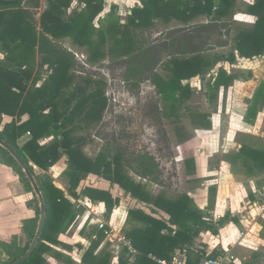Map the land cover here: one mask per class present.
<instances>
[{
  "label": "trees",
  "instance_id": "trees-1",
  "mask_svg": "<svg viewBox=\"0 0 264 264\" xmlns=\"http://www.w3.org/2000/svg\"><path fill=\"white\" fill-rule=\"evenodd\" d=\"M33 5L37 7L38 1L0 0V138L27 164L46 206L45 222L36 248L20 264H48L45 254L64 264H77L54 248H73L58 238L70 228L79 212L67 196L79 198L82 195L92 203H103L107 219L119 203L109 190L85 186L77 191L88 174L118 185L139 204V207L127 210L122 230L136 254L130 261L132 255L122 246L117 264H156L153 257L169 259L175 249L183 247L189 248L187 264H196L207 254L204 249L194 251L195 239L203 231L217 234L219 226L229 216L210 222L186 193L170 197L164 191L153 193L148 190L141 180L161 185L158 164L149 153H138L127 159L122 150L113 149L109 143L94 157L83 152L84 137L75 132L100 120L107 98L102 80L85 76L76 82L75 58L63 45V40L68 39L73 46L81 48L89 63L105 57L124 58L127 61L124 79L133 86L148 73L156 94L170 109V114L175 115L177 106H183L193 94L190 84L183 80L206 76L224 57L209 54L208 48L201 46L193 51L183 47L179 55L168 56L164 63L167 72L163 76L153 68L152 47L145 46L144 31L157 21L175 20L188 25L194 18L203 16L207 22L196 25L195 31L208 35L231 26L233 48L238 55L245 58L260 56L264 53V0H251L246 4L245 13L256 18L247 27L233 21L236 0H139L124 20L117 14L115 4L99 17L105 8V0H45L38 21L31 11ZM231 82L223 68H219L214 77L210 76L207 86L209 90L217 91ZM261 92L260 85L247 115H255L256 98L262 95ZM2 114L11 120L3 122ZM23 115H27L24 120L21 119ZM192 124L195 128L209 129V114L197 113L192 117ZM26 133L30 137L19 145L18 139ZM43 138L49 141L40 143ZM235 155L264 168V149L243 146ZM61 158L65 163L63 175L69 184L67 193L55 186L45 173L35 174L32 166L48 171ZM0 162L11 167L25 190L32 192L36 214L34 219L23 224L28 237L24 246H17L15 242L2 244V251L7 256L2 264H10L27 250L39 218V206L24 172L1 146ZM193 162L192 158L185 159L187 173L194 171ZM213 198L209 188L207 209L213 204ZM79 234L87 241L86 244H75L80 264H112L113 255L106 246L96 252L106 236L104 229L97 224H88L79 230ZM212 253L218 254V251L215 249Z\"/></svg>",
  "mask_w": 264,
  "mask_h": 264
},
{
  "label": "crops",
  "instance_id": "crops-1",
  "mask_svg": "<svg viewBox=\"0 0 264 264\" xmlns=\"http://www.w3.org/2000/svg\"><path fill=\"white\" fill-rule=\"evenodd\" d=\"M122 1L130 4L136 0ZM138 3L139 0L131 8ZM249 3L251 0H236L237 10L233 15V21L239 26L247 27L255 22L256 18L244 11L246 4ZM112 4L117 6L119 2L115 0V3L113 1ZM204 19L206 22L207 19L205 17ZM229 29L231 26L225 28L224 53L216 51V53H211L222 55L224 59L218 61L206 76L196 77L204 82L205 88H207L210 76L214 77L218 69L223 68L232 82L227 87L220 86L217 91L212 90L217 92L218 98L217 96L212 98L215 101V107H217L213 108L210 113L208 112L210 128L203 129L193 126L195 136L187 143L189 144L197 138L199 149L185 155L184 163L187 158L193 159L194 171L192 173L185 172L187 187L178 194L186 193L191 197L195 205L205 212V218L210 222L215 223L225 215L229 216L228 220L219 226L217 234L213 235L209 231L201 232L193 243V249H204L210 252L216 249L218 254L212 253L215 255L228 253L232 259L231 264H264V168L252 160L235 155L243 146L253 150L264 149V53L252 58L239 56L233 48V29ZM64 41H68L70 45L69 47L64 44L68 50L74 49L71 48L73 45L68 39H64L63 43ZM196 77L183 80V83L188 82L191 85L190 81ZM260 85L262 86V95L256 98L255 115H247L248 107L252 104L255 91ZM191 90L193 94L200 92V89H195L192 86ZM26 117L27 115H23L21 119L24 120ZM2 119L3 122L11 120L4 114H2ZM29 137V133L24 134L18 139V144H23ZM48 141L49 139L43 138L39 142L46 143ZM32 166L35 174L45 173L55 186L67 193L68 181L63 175L65 169L63 158L51 166L48 171ZM141 181L144 184L146 182L145 179ZM153 185L159 184L153 183ZM85 186L109 190L114 198L119 199V203L113 208L111 218L107 219L103 203H92L82 195L76 198L78 201L85 200L88 205L76 209L79 212L74 222L65 233L58 236L61 242L73 245V248L71 250L61 246H54V248L80 264L75 244H86L87 241L79 234V230L87 223L96 224L97 220L102 217L109 230L106 240H109L110 243L107 246L105 242H101L96 252L106 246V250L111 251L113 255L112 264H117L116 258L122 247L117 238L124 236L122 230L127 210L139 207V204L135 199L126 195L118 185L110 184L97 175L88 174L80 182L77 191ZM112 186L115 189H112ZM209 188L212 189L214 200L211 207L207 209ZM27 194L30 197H27ZM67 197L73 203L72 199L74 198ZM128 201H131L132 205L127 207ZM142 208L149 212L147 208L143 206ZM97 213L101 216H97ZM35 216L32 192L25 190L19 176L11 167L0 162V251L3 250L2 244L15 242L17 246H24L28 237L23 230V224L26 220L34 219ZM163 216L167 217L164 214ZM81 217L84 218V223L80 225L76 233L71 235V228ZM68 235L72 237L75 235L79 240L70 243ZM44 257L47 259L49 255L45 254ZM132 259L133 256H130V261ZM53 260L55 259L53 258Z\"/></svg>",
  "mask_w": 264,
  "mask_h": 264
},
{
  "label": "rangeland",
  "instance_id": "rangeland-1",
  "mask_svg": "<svg viewBox=\"0 0 264 264\" xmlns=\"http://www.w3.org/2000/svg\"><path fill=\"white\" fill-rule=\"evenodd\" d=\"M37 1V7L31 6L36 21L45 7V0ZM113 1L115 3V0H105V8L99 17L108 11ZM118 2L117 14L124 20L128 10L134 3H137V0L130 4L122 0H118ZM206 22L203 16L194 18L188 25L179 21L167 23L157 21L147 31H144L145 46L152 47L153 68L164 76L167 72L164 69V63L168 56L179 55L183 47L188 51H193L201 46L208 48L209 54L215 51L223 54L225 29H219L208 35L195 31L196 25ZM219 40L220 43H218ZM64 44L70 47L68 41H64ZM71 48L75 49L70 50L78 54L79 59H81V55L84 56L81 59L84 64L75 59L76 82H80L79 78L85 76H90L94 80H102L104 94L107 98V104L100 120L87 124L75 132L76 135L84 137L83 152L88 157H94L98 151L106 148V143H109L113 149L122 150L127 159L138 153H149L158 164V179L162 185H153L150 181H146L144 184L146 188L154 193L164 191L170 197L185 190L187 187L185 183V155L199 149L197 138L193 139V142L187 143L195 136L192 117L197 113L208 114L213 108H216L212 98L216 96L218 98L217 92L209 90L208 86L205 88V83L199 78L192 79L190 87L200 89V92L192 94L183 106L178 105L176 114L172 115L169 112L170 109L156 94L154 86L148 78V73L140 77L137 86H133L130 81L124 79L127 62L124 58L112 60L105 57L89 63L87 54L81 48L75 46H71ZM209 93L210 95L213 93L211 97ZM129 173L132 174L130 171ZM132 176L138 180L134 174ZM113 187L111 188L115 189ZM27 197L30 195L27 194ZM72 201L75 206L78 199L74 198ZM130 205L132 202L128 201L127 207ZM75 209L77 208L75 207ZM82 223H84L83 217L73 225L70 230L71 235L78 231ZM68 238L70 243L79 240L75 235L74 237L68 235ZM106 239L105 236L102 242L108 246L110 241ZM6 259L7 256L3 251H0V264L4 263ZM47 259L48 264H64L53 260L50 256Z\"/></svg>",
  "mask_w": 264,
  "mask_h": 264
},
{
  "label": "built area",
  "instance_id": "built-area-1",
  "mask_svg": "<svg viewBox=\"0 0 264 264\" xmlns=\"http://www.w3.org/2000/svg\"><path fill=\"white\" fill-rule=\"evenodd\" d=\"M73 55L76 60L84 64V62H82L81 60L82 58H84L83 55L80 56L81 59H79L78 54L73 53ZM87 205L88 204L85 200H79L76 205V208ZM96 215L101 216L99 213H97ZM96 224L98 225L99 228L104 229L105 235L109 234V230L105 228L106 223L103 221L102 217L97 220ZM117 240L121 244V246L123 247L125 246L128 248V251L132 256L136 254V251L131 247L130 242L127 239H125L124 236L118 237ZM194 251H196V249H194ZM210 253H211L210 251H206L207 255H202V258L196 264H231L232 263V259L228 255V253L222 255H215ZM199 254L201 253L199 252ZM188 259H189V248L187 247L175 249L169 259L153 257V260L156 262V264H187Z\"/></svg>",
  "mask_w": 264,
  "mask_h": 264
},
{
  "label": "water",
  "instance_id": "water-1",
  "mask_svg": "<svg viewBox=\"0 0 264 264\" xmlns=\"http://www.w3.org/2000/svg\"><path fill=\"white\" fill-rule=\"evenodd\" d=\"M0 146L5 149L17 162V164L20 166L22 171L24 172L26 178L29 181L30 186L32 187L33 193L36 196L38 206H39V218H38V223H37V228L34 233V236L27 248V250L20 255L17 259H15L12 263L10 264H20L24 260H26L34 251L36 248V245L39 241V238L41 236V232L43 230L44 222H45V217H46V206H45V201L42 196V193L39 189V186L35 180L34 175L28 168L27 164L24 162V160L21 158V156L18 154V152L12 148L8 143H6L3 139L0 138Z\"/></svg>",
  "mask_w": 264,
  "mask_h": 264
}]
</instances>
